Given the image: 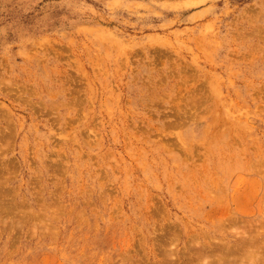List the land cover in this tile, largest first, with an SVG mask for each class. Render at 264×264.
<instances>
[{"label":"rangeland","instance_id":"1","mask_svg":"<svg viewBox=\"0 0 264 264\" xmlns=\"http://www.w3.org/2000/svg\"><path fill=\"white\" fill-rule=\"evenodd\" d=\"M0 264H264V0H0Z\"/></svg>","mask_w":264,"mask_h":264}]
</instances>
